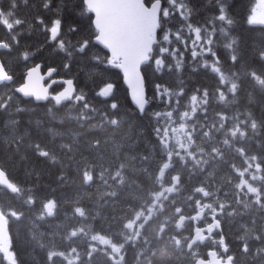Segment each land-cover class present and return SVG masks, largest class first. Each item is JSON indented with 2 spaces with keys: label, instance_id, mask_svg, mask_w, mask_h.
I'll return each mask as SVG.
<instances>
[{
  "label": "snow or ice",
  "instance_id": "1",
  "mask_svg": "<svg viewBox=\"0 0 264 264\" xmlns=\"http://www.w3.org/2000/svg\"><path fill=\"white\" fill-rule=\"evenodd\" d=\"M33 3L34 0H8L7 7L0 6V27L5 30V36H0V50L9 56L14 49L19 52L21 34L17 29L26 23L18 11ZM167 5L163 6L162 0H40L35 5L39 10L33 17L35 28L45 36L44 43L62 57L63 70L70 72L71 65L77 63L104 72L109 68L119 70L136 113L124 119L120 105L114 102L112 82L102 80L104 86L94 94L108 98L102 107L93 105L83 90L78 91L73 79L51 80L45 87L42 65L28 67L35 54L26 50L22 61L27 71L22 82L17 81L11 66L0 60V114L20 115L29 111L21 104L46 102L44 118H51V122L61 108L75 102L77 115L72 120L81 132L88 129L91 139L83 140L87 149L100 151L102 145L110 142L106 138H118L116 147L123 145L131 153L130 165L120 164L114 171L94 165L80 170L77 165L81 188L102 186L101 208L114 209L106 217L103 211L93 214L82 206L76 198L78 194L70 198L74 204L62 209L61 200L54 195L56 189L41 183L49 178L43 171H26L23 178L13 177L0 161V196L7 198L0 200V264H19L9 234L10 220L21 223L30 219L37 228H43L58 219L62 210L70 217L68 224L53 225L49 244H39L45 252L44 264H93L98 257H103L105 264H127L128 249L138 250L134 257L138 264H151L148 257L169 261V252L185 258L188 264H236L229 254L222 225L225 218L264 214V107L260 115L251 110L209 114L210 98L232 103L247 85L264 101V36L258 44H250L242 35H234L236 13L229 0H207V4H202L201 7L210 5L213 15L201 26L190 22L193 12L199 11L195 5L189 9L181 0H167ZM250 11L247 24L264 26V0H255ZM40 12L51 15L45 17ZM176 12L182 25L173 32L168 24ZM220 38L231 65L239 68L230 76L222 71L217 55ZM173 45L190 50L195 62L193 71L210 70L218 76L215 90L197 87L188 109L183 111L180 101L186 93L182 81L177 85L179 91L156 83L154 94L146 95L148 70L163 74L165 69H182L184 53ZM205 56L211 62H201ZM167 57L175 62L166 63ZM56 72L57 68L48 67L46 75L51 78ZM57 83L66 87L50 93L49 89ZM248 95L255 99L252 93ZM154 103L170 110L149 111ZM93 120L98 122L92 124ZM133 120H147L152 124L151 134L146 136ZM18 123L9 122L13 129ZM35 123L37 128L42 127L39 119ZM47 132L66 143L50 148L36 142L30 145L32 153L49 169H56L51 178L56 185L67 186L73 177L71 167L65 166L63 160L72 157L79 147L77 137L71 131L62 134L46 129ZM22 142L23 137L13 135L7 142L8 151L18 154ZM57 152L63 154L61 159ZM217 168L225 170L222 183L215 175ZM142 177L150 181V186ZM125 193L138 196L144 203L124 198ZM117 206L119 211H115ZM104 222L106 228L94 226ZM249 223L252 227L241 225L240 251L251 257L253 264H264V225L257 227L255 220ZM57 237L65 246L63 250L54 243ZM250 242L258 244L255 250ZM201 245L209 249L206 258L199 251Z\"/></svg>",
  "mask_w": 264,
  "mask_h": 264
},
{
  "label": "trees",
  "instance_id": "2",
  "mask_svg": "<svg viewBox=\"0 0 264 264\" xmlns=\"http://www.w3.org/2000/svg\"><path fill=\"white\" fill-rule=\"evenodd\" d=\"M1 3L4 4V7H7L8 0H0ZM40 0H34L33 6L29 8L21 7L18 11V15L20 18L26 21L25 25L22 28L17 29L18 33L21 34L19 52L15 49L12 51V55H7L5 50L1 53L2 60L6 61L11 68L16 73V78L18 82H22V78L25 75V64L22 61V54L26 50H30L35 55L34 57L28 61V65L31 62H35L38 60H42L44 62V66L53 65L57 68L56 76H67L72 77L76 84L79 86V90H83L87 93L88 97L91 100V103L97 107H102V102L108 98L95 96V93H98L100 88L104 86L103 80L106 82H112L115 84V101L120 105L121 114L124 119H128L129 115L134 116L136 110L129 102L127 91L125 86L122 83L121 75L117 69L109 68L107 72H104L100 68L93 67H85L81 63L72 64L71 71L66 72L62 68V60L61 56H57L56 51L50 48L48 45L44 43L45 36L41 34V32L35 28V24L33 22V17L36 16L39 11L35 6L39 4ZM181 2H185L189 9L192 8L193 5L199 9V11L193 12L190 22L194 26L204 25L206 20L213 15L210 11V5L208 7H201L202 4H207V0H181ZM229 3L233 5V11L236 13L234 19L236 21L234 27L236 28V33L234 35L239 34L242 35L243 38L248 43H259L260 37L264 36V26L260 25H248L247 17L251 14V7L254 6L255 0H229ZM165 5H167V0H165ZM40 15L49 16L50 13L40 12ZM69 19H71L69 17ZM182 25V21L180 19L179 12H176L171 19V22L168 24V27L175 32ZM185 36H188V31L184 29ZM222 38L217 39V55L221 61L222 71L226 76H230L231 72H238V67H233L231 65V61L228 59V54L225 52L223 47ZM179 47V50L184 53L183 57V67L179 71H172L169 69H165L163 74L153 73L151 70L147 72L146 85L147 90L150 95L154 94V85L156 83L163 84L168 87H176L181 81L184 84L185 88V96L181 98V111L187 110L186 103L190 101V97L194 93V89L197 87L203 89L207 88L210 92H213L215 88L218 86V76L212 73L210 70L197 69L193 71L194 61L191 58L190 50L185 51L183 45H173ZM93 51H96L94 49ZM101 56L104 53L101 51ZM201 62L203 60H209L211 62L210 57H202L200 58ZM175 61L171 57L166 58V63H174ZM146 67V66H145ZM144 67V68H145ZM60 83H57L52 88L53 93L58 92L60 89ZM85 85V86H84ZM84 86V87H83ZM225 86V90H226ZM2 91V90H0ZM249 93H252L254 96V100L249 98ZM113 102V101H109ZM45 103H33L30 105L21 104V107H26L29 111L16 115L15 113H10L9 115L0 114V161L4 162L12 174L13 177H21L23 178L26 175V171H43L45 175L49 178L44 179L41 183L47 185L51 184L54 189H56L54 195L61 200V207L66 208L69 206L67 202L71 201L67 198L69 197L71 192L75 190L79 191L80 195L78 198H81V204L85 208L91 210L93 214H96L98 211H103V214L106 217H109L113 214L114 209L109 206H104L101 208L100 197L103 192V188L100 185H96L92 188H81L80 187V177L77 174L78 169L77 165H80V170H83L85 166H96L109 168L111 167L113 171L120 164H125L126 166L130 165L129 157L131 153L128 148L125 146H120L116 149L107 148L108 143L101 146L100 151H91L88 150L86 145L83 144V140L91 139L86 133L88 129H85L83 132L80 131L78 126L73 122L72 118L77 115L75 109L78 105L74 102L73 104L68 105L66 108H61L60 112L57 114V117L54 121L50 122L51 118H44L43 109L45 107ZM175 106V104H174ZM166 107L164 104L154 103L150 106L149 111H165L163 109ZM264 107V101H261V97L259 93H253L252 89L245 85V90L240 94V96L232 103H222L218 100V97L210 98V107L209 114H213L218 111L226 112L228 114H232L236 111H246L251 110L256 113V115H260V109ZM41 121L42 127H36V120ZM11 120L18 121V126L13 129L9 122ZM98 121L93 120L92 124H96ZM133 123L137 126H141L140 130L145 132L146 136L151 134L152 124H150L147 120L136 121L133 120ZM149 123V124H148ZM46 129H53L59 133H67L69 131L73 132V134L77 137V143L79 147L76 151H74L72 157H68L64 159L63 162L65 166L71 167V175L73 177V182L67 186H58L51 179L56 175V169H49L47 165H45L42 160L38 159L35 155H33L30 145L41 142L42 145L47 144L50 148H55L57 145L66 143V140L61 139L59 136L53 137L51 132L46 133ZM16 135L17 138L23 137V142L20 147L19 153L15 154L13 152L8 151L7 142L11 140L12 136ZM87 136V137H86ZM115 139V146L119 141L118 138H110ZM142 147V146H141ZM58 159L63 157L62 153L57 152ZM23 158V159H22ZM69 162H71L69 164ZM239 164V161H237ZM131 167H129V172L132 173ZM215 175L217 176L218 182L222 183L223 178L225 177V170L222 168H217ZM133 179H136V176L133 175ZM141 179L145 180V183L150 186V181L146 177H142ZM218 183V186H219ZM227 190V189H226ZM133 196L132 194L125 193L124 198L133 199L128 197ZM187 193H185L186 197ZM72 198V197H71ZM6 197L0 200H5ZM137 199V198H136ZM139 204H143L144 201L141 199H137ZM74 204V203H71ZM66 206V207H65ZM119 207L117 206L115 211H119ZM187 211V210H186ZM63 210L61 211V213ZM60 213V214H61ZM30 215V214H29ZM171 215V212L169 213ZM69 219H64L59 224L61 227L66 226L67 224L64 221H68ZM250 220H255L256 226L264 225V214L261 213H253L251 215H245L243 218L237 217L234 220H228L225 218V222H223L224 234L226 237V242L229 243L230 253L236 259V264H252L251 257H246L242 255L240 248L241 242L238 240V237L243 235L241 232V225H247L252 227L249 223ZM52 223H56L54 220ZM156 223H153L152 229L153 231L156 227ZM97 229L101 226L107 227V222H104L103 225L97 223L94 225ZM10 236L13 241V248L18 253L19 264H44L45 252L39 247V244H49L51 238L45 241H39L36 236H34L30 230V224L27 222V219L24 222L17 223L11 220L9 223ZM18 232V234H17ZM254 234V233H253ZM35 237V242L33 238ZM55 245L60 248V250L64 249V245L59 244L56 240L54 241ZM250 246L255 250L258 246L256 243H251ZM208 247H205L207 249ZM205 249L202 247L199 248V251L202 255L205 256ZM138 251V250H136ZM136 251L133 249H128V255L126 260L127 264H138L135 260L134 256ZM170 257L169 261H164L163 257H157L153 259L152 257H148V260L151 261V264H188V261L183 258H177V256L171 252L168 253ZM162 259V260H161ZM57 264H60L57 261ZM93 264H105L104 259H96Z\"/></svg>",
  "mask_w": 264,
  "mask_h": 264
},
{
  "label": "rangeland",
  "instance_id": "3",
  "mask_svg": "<svg viewBox=\"0 0 264 264\" xmlns=\"http://www.w3.org/2000/svg\"><path fill=\"white\" fill-rule=\"evenodd\" d=\"M54 51V50H53ZM169 89L170 90H175V91H179V89L177 88V86L176 87H170L169 86ZM106 139H109V143H108V146H107V148L108 147H110L111 149H116L117 150V147L115 146V143H113L112 142V140L113 139H110V138H106ZM117 142L119 143V141L117 140ZM103 147V146H102ZM122 147H123V145H122ZM74 194H78V195H80V193H79V191H77V190H75L74 192H71L70 193V195H69V197L67 198V201L71 198V197H73V195ZM78 195L76 196V198L77 199H79L80 201H81V198H78ZM80 197H81V195H80ZM128 197H131V198H133V196H129L128 195ZM137 199H139V197L138 196H135ZM136 198H133V202H137V199ZM139 200H141V199H139ZM69 205H71V203H74V200L72 199L71 201H69V202H67ZM66 207V206H65ZM67 208V207H66ZM69 217L68 216H65V214H64V212H62L61 214H60V217L58 218V219H56V220H54L56 223H51V224H49V225H45L43 228H38L39 230H41V231H43V232H45V231H50V229H52V227H53V225H59L60 223H61V221L62 220H64V219H68ZM66 224H68V221L66 220V221H64ZM17 234H18V232H17ZM59 243V242H58ZM60 244V243H59ZM63 245V244H62ZM128 251L126 252V258H127V256H129L128 255ZM136 255V254H135ZM135 257V256H134ZM98 259H99V257H98Z\"/></svg>",
  "mask_w": 264,
  "mask_h": 264
},
{
  "label": "water",
  "instance_id": "4",
  "mask_svg": "<svg viewBox=\"0 0 264 264\" xmlns=\"http://www.w3.org/2000/svg\"><path fill=\"white\" fill-rule=\"evenodd\" d=\"M162 4H163V1H162ZM0 60H1V58H0ZM35 64H43L42 62H37V63H35ZM35 64H33V65H31V66H34ZM31 66H29V67H31ZM48 69V68H47ZM47 69L44 71V72H42V67H41V75H43V76H45V79H47L48 77H47V75H46V73H47ZM26 71H27V69H26ZM26 71H25V74H26ZM121 73V72H120ZM121 76H122V82L124 83V85L127 87V85H126V83L124 82V80H123V75H122V73H121ZM44 79V80H45ZM64 79H71V78H64V77H59V78H53V79H51V80H64ZM51 80L47 83V84H45L44 83V81H43V83H44V85H45V87H47L48 86V84L51 82ZM64 87H66V85H63V88ZM74 87H75V84H74ZM62 88V89H63ZM128 89V88H127ZM49 91H50V89H49ZM128 95H129V98H130V100H131V92H130V90L128 89ZM131 102H132V104L134 105V103H133V101L131 100Z\"/></svg>",
  "mask_w": 264,
  "mask_h": 264
},
{
  "label": "bare ground",
  "instance_id": "5",
  "mask_svg": "<svg viewBox=\"0 0 264 264\" xmlns=\"http://www.w3.org/2000/svg\"><path fill=\"white\" fill-rule=\"evenodd\" d=\"M84 86H85V85H84ZM84 86H83V87H84ZM148 124H149V123H148ZM86 134H87V133H86ZM86 137H87V136H86ZM161 260H162V259H161ZM252 264H253V262H252Z\"/></svg>",
  "mask_w": 264,
  "mask_h": 264
},
{
  "label": "flooded vegetation",
  "instance_id": "6",
  "mask_svg": "<svg viewBox=\"0 0 264 264\" xmlns=\"http://www.w3.org/2000/svg\"><path fill=\"white\" fill-rule=\"evenodd\" d=\"M0 6H2V3H0Z\"/></svg>",
  "mask_w": 264,
  "mask_h": 264
}]
</instances>
